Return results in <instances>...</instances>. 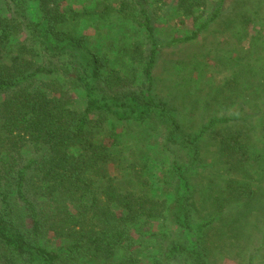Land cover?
<instances>
[{"label":"trees","instance_id":"trees-1","mask_svg":"<svg viewBox=\"0 0 264 264\" xmlns=\"http://www.w3.org/2000/svg\"><path fill=\"white\" fill-rule=\"evenodd\" d=\"M8 1L10 15L0 13V264H140L144 236L167 240L148 264H210L211 245L217 248L222 226L233 229L231 238L236 236L239 218L225 214L248 215L264 202L262 153L243 129L234 127L240 116L213 118L203 129L215 137L226 175L207 188L209 218L193 223L192 210L197 208L186 172L196 163L199 138L181 131L167 116L166 104L149 96V85L128 88L109 57L89 50L84 38L68 28L67 23L81 15L73 10L72 0H34L42 24L23 15L24 0ZM143 2L122 0L117 8L104 7L141 21L139 28L147 38L141 70L150 81L160 46L195 40L218 24L227 0H218L213 13L190 35L166 44L157 42L150 16L138 9ZM171 3L181 15L192 17L207 0ZM241 19L239 15L224 22L229 27ZM18 32L34 38L32 48L25 43L13 48L11 39ZM41 55L47 60L36 62ZM54 59L62 66H52ZM60 69L81 89L82 110L63 96L33 86L36 78L54 77ZM149 117L169 120L167 151L175 146L192 152L187 165L177 155L169 157L171 171L179 177L170 202L131 186L122 171L123 160L116 156L121 135L104 129L108 119L127 123ZM25 144L33 146L31 155L19 151ZM234 203H241L242 211ZM151 223L170 227L172 237L151 232ZM44 233L52 238L51 246L44 244ZM252 260L250 256L247 264Z\"/></svg>","mask_w":264,"mask_h":264},{"label":"rangeland","instance_id":"rangeland-1","mask_svg":"<svg viewBox=\"0 0 264 264\" xmlns=\"http://www.w3.org/2000/svg\"><path fill=\"white\" fill-rule=\"evenodd\" d=\"M121 1L72 0L73 10H78L81 15L69 21L67 26L76 36L84 38L89 50L109 57L111 66L121 74L128 88L149 85V96L166 104L167 116L177 121L181 131L199 138L196 163L191 164L186 176L197 208L192 210V222H203L210 212L207 188L226 175L225 162L219 160L213 145L215 137L203 131L211 119L233 113L240 116L241 121L234 127L243 129L249 143L261 151L264 177V0H227L222 19L202 31L195 40L160 46L150 81L143 78L141 70L144 50L147 52V38L144 30L139 28L141 21L104 7L113 5L117 8ZM217 2L207 0L192 17L176 11L171 0H145L138 9H144L150 16L157 42L166 44L195 31L198 24L213 13ZM11 5L8 0H0V13L9 16ZM22 8L23 15L34 24L43 23L34 0H24ZM239 15L242 16L239 23L237 20L226 26L224 20ZM27 35L16 33L11 39L13 48L22 43L32 48L34 38ZM34 60L45 62L47 59L41 55ZM54 64L62 66L61 60L54 59L51 65ZM33 86L63 96L78 110L84 108L81 89L68 82L62 69L54 77L36 78ZM111 120L106 121L104 129L110 134L121 135L116 156L123 160L122 171L127 172L126 179L131 186L143 190L148 197L170 202L179 177L171 171L169 157L177 155L179 161L187 165L191 162L192 152L175 146L168 151L165 149V143L169 144L166 139L170 140L169 120L160 117L127 123ZM32 148L25 144L18 149L26 156L33 153ZM261 186L260 198L264 199V184ZM233 206L242 211L241 203ZM229 210L228 205L226 212ZM231 215L239 218L236 236L231 238L233 229L221 225L217 248L211 245L210 264H247L250 256H253V264H264V202L248 215L225 214L226 217ZM147 226L151 232L164 234L167 238L173 235L170 227H161L160 223L159 226L153 223ZM42 240L45 245H52L48 234L44 233ZM166 241L160 236H144L140 264H148L150 255H159Z\"/></svg>","mask_w":264,"mask_h":264}]
</instances>
